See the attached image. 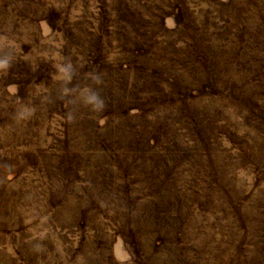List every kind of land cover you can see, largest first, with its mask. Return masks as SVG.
Listing matches in <instances>:
<instances>
[{
	"label": "rangeland",
	"instance_id": "374dc122",
	"mask_svg": "<svg viewBox=\"0 0 264 264\" xmlns=\"http://www.w3.org/2000/svg\"><path fill=\"white\" fill-rule=\"evenodd\" d=\"M0 264H264V0H0Z\"/></svg>",
	"mask_w": 264,
	"mask_h": 264
}]
</instances>
